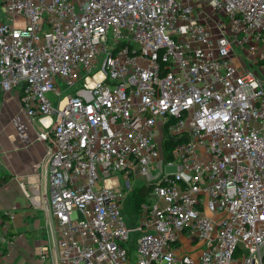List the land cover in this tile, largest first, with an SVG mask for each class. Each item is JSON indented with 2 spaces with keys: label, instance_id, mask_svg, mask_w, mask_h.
Returning <instances> with one entry per match:
<instances>
[{
  "label": "built area",
  "instance_id": "1",
  "mask_svg": "<svg viewBox=\"0 0 264 264\" xmlns=\"http://www.w3.org/2000/svg\"><path fill=\"white\" fill-rule=\"evenodd\" d=\"M0 8V93L42 126L57 264H264V0ZM117 173L151 188L137 226Z\"/></svg>",
  "mask_w": 264,
  "mask_h": 264
},
{
  "label": "crops",
  "instance_id": "2",
  "mask_svg": "<svg viewBox=\"0 0 264 264\" xmlns=\"http://www.w3.org/2000/svg\"><path fill=\"white\" fill-rule=\"evenodd\" d=\"M41 131L14 91L0 93V211L8 218L0 221V264H57Z\"/></svg>",
  "mask_w": 264,
  "mask_h": 264
},
{
  "label": "rangeland",
  "instance_id": "3",
  "mask_svg": "<svg viewBox=\"0 0 264 264\" xmlns=\"http://www.w3.org/2000/svg\"><path fill=\"white\" fill-rule=\"evenodd\" d=\"M3 21H4V16H3L2 12H1V8H0V22H3ZM134 44H135V46H137L136 43H134ZM59 85L62 89V94H68V93L73 94L74 90L77 89L78 87H80V83H77L74 86L69 87V88H66L61 82H59ZM48 97L51 99L52 104H54V100H53L51 94H48ZM173 170H174V166H169V167L165 168V171H167V172H172ZM116 175H117L119 183L121 184L119 186L120 192H122L125 195V198H124V205H125L124 206V218H125L127 225L129 227L137 226L139 224V222L137 220V217L134 215V209L132 206V203H133V201H132L133 200L132 190L134 188L141 187L142 185H144L146 183V180H145V178H143L141 176H136L134 179L131 178V180L129 181V184H131L133 186V188L129 192L126 189L125 181L122 179L121 174L117 173ZM161 264H164V262H162Z\"/></svg>",
  "mask_w": 264,
  "mask_h": 264
},
{
  "label": "trees",
  "instance_id": "4",
  "mask_svg": "<svg viewBox=\"0 0 264 264\" xmlns=\"http://www.w3.org/2000/svg\"><path fill=\"white\" fill-rule=\"evenodd\" d=\"M169 142V141H168ZM170 142L167 143L166 147V152L165 154L168 155V152L170 150ZM4 180H0V185L2 184ZM150 186L149 185H142L141 187H137V188H134L132 190V197H133V203H132V206H133V209H134V212H136L140 206V204L145 201L147 199V196L150 192ZM7 218V216L5 214H3L1 211H0V221L1 223H3ZM137 237V233H132L131 234V242L133 243L134 240L136 239ZM4 252V250H3Z\"/></svg>",
  "mask_w": 264,
  "mask_h": 264
}]
</instances>
